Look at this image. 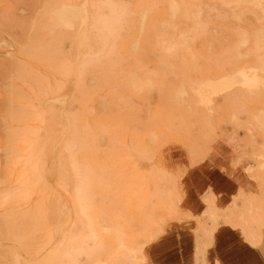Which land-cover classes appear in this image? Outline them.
<instances>
[{
    "label": "rangeland",
    "instance_id": "obj_1",
    "mask_svg": "<svg viewBox=\"0 0 264 264\" xmlns=\"http://www.w3.org/2000/svg\"><path fill=\"white\" fill-rule=\"evenodd\" d=\"M178 174L264 253V0H0V264H152Z\"/></svg>",
    "mask_w": 264,
    "mask_h": 264
},
{
    "label": "crops",
    "instance_id": "obj_2",
    "mask_svg": "<svg viewBox=\"0 0 264 264\" xmlns=\"http://www.w3.org/2000/svg\"><path fill=\"white\" fill-rule=\"evenodd\" d=\"M231 141L233 143V140ZM210 149L211 146L200 160L195 161L193 159L191 166L188 167L195 169V171H212V168L207 167ZM205 157L207 160L200 163ZM232 165L236 167L233 161ZM186 170V168L182 169L181 178L185 176ZM242 175L244 174L242 173ZM244 177L247 181L253 183L245 175ZM178 179L180 185L179 174ZM181 187L182 200L179 206H182V209L186 212L181 219L189 218V222H174L170 225L171 230L174 229L177 230L178 234L180 232L183 234L172 236L173 239L166 245L162 244V237H165L168 231L161 234L153 242V248L149 246V257L152 264H195V248L198 241L204 243L206 248L196 264H264V253L258 252L252 246L260 242L259 236L255 235L252 227L240 220L237 214L229 212V206L233 198L241 195L240 193H235L236 191L226 194L219 192L214 196L212 203L209 204L206 202L207 199L213 198L210 196L211 193L208 188L204 192L199 191V189H192L190 193L197 202V206H194L188 200L186 202V196L189 199L186 186L182 183ZM252 194L242 197L243 199L241 200H247L246 206L253 203L252 200H249L252 198ZM202 219H205L209 224L206 225V222L201 221ZM196 222L198 224L196 230L200 233L199 236H196L197 234L194 232ZM214 222H217L216 227L211 236H207L205 230L210 228ZM257 223L264 225V220Z\"/></svg>",
    "mask_w": 264,
    "mask_h": 264
},
{
    "label": "bare ground",
    "instance_id": "obj_3",
    "mask_svg": "<svg viewBox=\"0 0 264 264\" xmlns=\"http://www.w3.org/2000/svg\"><path fill=\"white\" fill-rule=\"evenodd\" d=\"M87 39H88V38H87ZM86 41H87V40H86ZM86 41H85V42H86ZM71 42H72V41H71ZM86 43H87V42H86ZM68 45H69V42H68ZM72 47H73V46H72ZM12 153H13V152H12ZM55 259H56V258H55ZM56 261H58V258H57V260H56Z\"/></svg>",
    "mask_w": 264,
    "mask_h": 264
}]
</instances>
